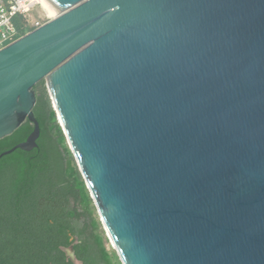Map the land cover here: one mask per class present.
<instances>
[{"label":"water","instance_id":"obj_1","mask_svg":"<svg viewBox=\"0 0 264 264\" xmlns=\"http://www.w3.org/2000/svg\"><path fill=\"white\" fill-rule=\"evenodd\" d=\"M44 1L0 50V139L33 124L0 157L43 81L120 264H264V0Z\"/></svg>","mask_w":264,"mask_h":264},{"label":"trees","instance_id":"obj_2","mask_svg":"<svg viewBox=\"0 0 264 264\" xmlns=\"http://www.w3.org/2000/svg\"><path fill=\"white\" fill-rule=\"evenodd\" d=\"M34 91L36 147L0 157V264H120L104 246L95 207L43 81ZM32 130L26 120L0 139V154L24 142Z\"/></svg>","mask_w":264,"mask_h":264},{"label":"built area","instance_id":"obj_3","mask_svg":"<svg viewBox=\"0 0 264 264\" xmlns=\"http://www.w3.org/2000/svg\"><path fill=\"white\" fill-rule=\"evenodd\" d=\"M36 8L45 14L40 0H0V50L52 20L46 14L44 22L32 21L31 14Z\"/></svg>","mask_w":264,"mask_h":264},{"label":"rangeland","instance_id":"obj_4","mask_svg":"<svg viewBox=\"0 0 264 264\" xmlns=\"http://www.w3.org/2000/svg\"><path fill=\"white\" fill-rule=\"evenodd\" d=\"M46 18H47V17H46V13L44 14V13L42 12V10H40V9H38V8H36L35 11H33L32 14H31V20H32V21L44 22V21L47 20ZM96 218H97V220H98V222H99L100 230H101L102 233H103L102 236L105 238V242H104V246H105V248H106L108 251H113L112 248H111V246H110V242H109V240L106 238L105 232H104V230H103V228H102V225H101V223H100V221H99L97 215H96ZM113 252H114V251H113Z\"/></svg>","mask_w":264,"mask_h":264},{"label":"bare ground","instance_id":"obj_5","mask_svg":"<svg viewBox=\"0 0 264 264\" xmlns=\"http://www.w3.org/2000/svg\"><path fill=\"white\" fill-rule=\"evenodd\" d=\"M40 2H41V6H42L44 12L47 14V16L51 19L55 18V16H56L55 11L50 6H48L44 0H40Z\"/></svg>","mask_w":264,"mask_h":264}]
</instances>
